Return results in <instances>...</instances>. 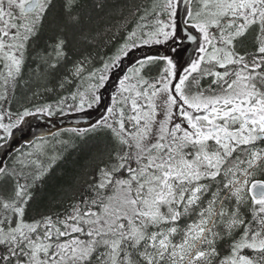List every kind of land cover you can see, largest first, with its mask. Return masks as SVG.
<instances>
[{"label":"snow or ice","instance_id":"6c2138e0","mask_svg":"<svg viewBox=\"0 0 264 264\" xmlns=\"http://www.w3.org/2000/svg\"><path fill=\"white\" fill-rule=\"evenodd\" d=\"M80 8L0 0V148L28 117L90 109L103 110L68 131L105 135L55 211L32 208L63 159H40L51 141L0 161V264H264V0H147L99 66L59 73L77 32L92 42ZM31 82L57 98L13 110Z\"/></svg>","mask_w":264,"mask_h":264},{"label":"trees","instance_id":"16d2710c","mask_svg":"<svg viewBox=\"0 0 264 264\" xmlns=\"http://www.w3.org/2000/svg\"><path fill=\"white\" fill-rule=\"evenodd\" d=\"M147 2V0H81V14L83 16L82 30L86 31L91 39V43L81 41L78 37V32L71 39L68 46V54L70 60L66 65H62L59 73H63L66 67H70L74 61L82 60L88 57L92 60L93 66H99L100 58L109 54L115 43L118 42L122 35H124V24L126 20L131 23L128 27L131 28L135 23L136 18L131 16L135 6ZM59 4V0H58ZM59 12V8H57ZM119 29V34L118 33ZM50 30L46 28L42 32L38 47H43L44 42L48 39ZM111 41V43H109ZM161 54L164 52L163 46H155ZM138 55V53L136 54ZM131 57L124 61L123 68L126 69L131 62ZM112 72L110 80L105 89L101 90L102 103L108 104L111 102L112 92L118 83V78L123 71L115 69ZM119 70V71H118ZM26 80L30 79L27 69L25 70ZM50 87L55 86V81ZM37 91L35 82L21 85L16 90V98L13 102L12 108L16 110L20 106H31L33 104L53 102L58 93L41 91L39 97L33 96ZM103 109H90L88 115L84 113H68L67 115L57 114L54 117H28L26 123L22 124L19 130H14V136L11 138L8 145L0 148V161H4L9 166L20 155L21 152H28L32 150L33 143H39L38 137H44L51 141L47 146V156H41L40 159L45 163H49L48 157L53 154H63V159H60L51 173L43 181V186H37L35 189V199L32 202V208L36 212H47L49 210L55 211L60 207V202L66 200L67 193L65 189L73 185L75 179L81 175L82 170L93 155L96 148L103 143L105 135L97 133L88 136L84 140H80L72 132L68 131L72 128L87 127L89 119L95 120L99 112ZM74 117H85L88 119L86 124L72 125L71 120ZM56 132L62 139L74 141L75 147L57 144L49 133ZM31 142V143H30ZM3 144V141H2ZM19 167V165H17Z\"/></svg>","mask_w":264,"mask_h":264},{"label":"water","instance_id":"95a60500","mask_svg":"<svg viewBox=\"0 0 264 264\" xmlns=\"http://www.w3.org/2000/svg\"><path fill=\"white\" fill-rule=\"evenodd\" d=\"M87 121H88V119L85 118V117H74V118L71 120V124H72V125L86 124Z\"/></svg>","mask_w":264,"mask_h":264},{"label":"rangeland","instance_id":"374dc122","mask_svg":"<svg viewBox=\"0 0 264 264\" xmlns=\"http://www.w3.org/2000/svg\"><path fill=\"white\" fill-rule=\"evenodd\" d=\"M116 71H117V70H115V69L113 70V72H116ZM118 71H119V70H118ZM121 74H123V73H121ZM1 143H2V141H0V144H1Z\"/></svg>","mask_w":264,"mask_h":264},{"label":"flooded vegetation","instance_id":"af4514ba","mask_svg":"<svg viewBox=\"0 0 264 264\" xmlns=\"http://www.w3.org/2000/svg\"><path fill=\"white\" fill-rule=\"evenodd\" d=\"M2 144V143H1Z\"/></svg>","mask_w":264,"mask_h":264}]
</instances>
